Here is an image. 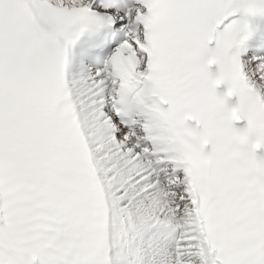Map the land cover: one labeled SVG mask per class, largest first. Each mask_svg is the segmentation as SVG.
<instances>
[{"label": "snow or ice", "instance_id": "1", "mask_svg": "<svg viewBox=\"0 0 264 264\" xmlns=\"http://www.w3.org/2000/svg\"><path fill=\"white\" fill-rule=\"evenodd\" d=\"M0 264H264V0H0Z\"/></svg>", "mask_w": 264, "mask_h": 264}]
</instances>
